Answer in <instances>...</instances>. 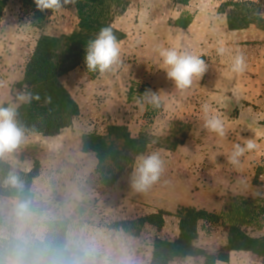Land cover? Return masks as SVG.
Wrapping results in <instances>:
<instances>
[{
	"label": "rangeland",
	"instance_id": "374dc122",
	"mask_svg": "<svg viewBox=\"0 0 264 264\" xmlns=\"http://www.w3.org/2000/svg\"><path fill=\"white\" fill-rule=\"evenodd\" d=\"M138 1L140 0H132V3ZM210 1L202 3V7L207 4L211 12H220L221 4L229 0ZM252 1L261 5L264 16V0ZM200 3L201 1L197 2V8ZM32 7V3H25L24 0H8L0 20V82H4L6 77L9 78L13 97L10 102L4 103L7 105L21 104L17 97L23 91L13 87L39 35L42 33L52 36L70 34L78 25L76 11L68 4L61 10L52 12L48 22L38 28L34 24L36 20ZM159 8L162 12H166L167 9H170L172 13L176 12L173 4L166 0L162 1ZM124 11L121 12L124 13ZM122 13L117 15L115 20L118 16H123ZM163 16L164 14L160 17ZM164 20L165 24L170 25L173 21V19L166 20V17ZM129 24L134 25V19H131ZM161 34L165 40L161 41L159 49L171 47L170 34L166 31H162ZM236 34H239L236 36L239 40L236 44L237 49H233L231 54L230 49H226L225 45L222 46L225 49L222 55L225 63L221 66L215 63L209 67L208 74L213 76H211L213 81L210 85L206 82L210 89L219 87L217 81L220 82L221 87L224 84L233 85L236 73L230 70L229 58L237 54H242L246 63V70L243 72L246 75L242 77L244 79L242 83H246L245 79L249 78L246 71L253 75V80L247 82L248 91L245 95L242 91H236L232 100L225 99L219 103L213 101L212 104H207L210 112L223 121L225 128L223 137L209 132L204 127L205 105L203 98L199 96L180 94L174 98L170 97L169 104L160 101V105L155 106L144 101L141 94L143 89L140 87L132 94L126 90L124 104L121 105L124 110L116 114L113 120L116 124L128 125L133 136H137L140 132H147L154 138L166 139L171 138L174 133L180 136L178 123L182 122L190 126L185 144L176 150L170 151L157 146L149 147L144 155L158 152L164 162V172L160 179L146 191H138L132 186L133 172L123 174L112 187H105L95 173L98 159L94 153H90L84 161V165H88L92 158L93 164H96L94 170L80 173L81 166L78 167L73 161L64 160L65 164L61 163V158L67 154L56 143L49 142L41 134L24 133L18 147L11 154L5 155L6 160L0 158L10 164L11 169L19 175L21 180H25L23 174L28 169L31 170L34 161L37 160L40 163L42 176L35 179V183L33 181L31 185L32 215L25 222L21 223L14 216V205L19 199L0 197V243L1 240L13 239L21 229L30 243L34 240L43 241L48 231V224L64 220L67 223L66 248L73 254L75 264H150L155 238L171 240L178 236L180 208L195 207L219 214L226 213L230 205L235 207L241 205L242 200H246L245 205L250 208H256L260 216L255 218L252 224L242 225L241 228L252 237L263 236L264 30L251 27L247 32ZM124 58L121 57L119 64L123 63ZM118 65L115 69L117 72L121 68ZM80 69L85 72L83 68ZM7 73H10V76H6ZM64 76L61 78L65 81L66 76ZM9 89L5 91L0 88V95L9 93ZM146 89L148 88L145 87ZM248 93L250 95L246 97ZM162 105H165V108ZM157 107L160 110L154 113ZM100 120L95 122L93 120L86 127L83 125L85 129H78L76 126L78 130L76 135L79 136L83 131V134L105 133L107 125L113 124V121ZM73 138H71L72 149L76 144ZM249 139L256 147L246 150L239 158L238 164L230 163L229 156L234 145L243 146ZM242 174L249 178L248 185L244 187L256 190V193L252 191L255 194H251L253 195L251 197L232 191L234 186L236 188L243 186L237 184L238 176ZM159 212L165 214L164 226L159 231L149 224L144 225L138 235H135L138 224L130 227L128 232L123 228L119 230L115 228L118 223L136 222L144 216ZM227 221L225 219V222ZM227 236V226L213 225L203 229L200 224L196 245L207 252H216L226 244ZM34 264L47 263L39 258ZM172 264H202V262L199 259L187 257ZM225 264H262V262L250 252H238L234 253L232 262Z\"/></svg>",
	"mask_w": 264,
	"mask_h": 264
},
{
	"label": "trees",
	"instance_id": "16d2710c",
	"mask_svg": "<svg viewBox=\"0 0 264 264\" xmlns=\"http://www.w3.org/2000/svg\"><path fill=\"white\" fill-rule=\"evenodd\" d=\"M190 0H174L175 3L187 5ZM33 4L35 26L41 28L45 25L52 12L47 10L39 12L33 0H24ZM132 0H75L69 6L74 7L78 18L77 28L70 34L52 36L42 33L39 35L35 49L26 62L24 76L14 85L19 91L39 93L40 99L31 103H21L16 117L24 133H36L45 137L60 135L73 124V120L80 114V108L72 94L61 81L76 68L83 70L90 78H97L100 73L90 72L84 64V48L88 41L95 37L102 27H111L118 42L126 35L114 26L117 15L122 13ZM8 0H0V20L4 15ZM220 13L225 14L230 31H240L252 26L264 30V16L261 5L252 0H229L221 4ZM192 23V15L181 16L174 22L175 26L186 29ZM141 94L145 87L141 88ZM134 90L131 91V93ZM51 97V103L46 102ZM161 103V102H160ZM159 103V105H160ZM3 106L7 107V104ZM157 107L154 110L158 112ZM150 113V112H149ZM180 136L174 133L171 138H154L147 132H140L133 136L126 125L109 124L105 133L88 132L81 138L82 152L94 153L98 159L95 173L99 176L105 187H112L125 173H132L138 156L148 152L150 146L176 150L185 144L190 126L178 123ZM15 173L8 162L0 158V197L27 199L33 205L31 185L40 174V163L35 160L33 168L24 173L25 180L23 192H19L10 185L3 183L9 173ZM261 174V173H260ZM19 176V175H18ZM259 176V171L257 172ZM257 177L255 182L257 183ZM235 207L230 205L228 211L212 213L195 207H182L178 210L179 234L176 238L168 240L156 237L153 243V253L150 264H172L187 257L199 259L202 264L228 263L234 251L250 252L264 264V235L252 237L242 228V225L252 224L259 217L256 208L245 205ZM264 212V209H262ZM164 212L150 214L138 219L136 222H122L115 225L117 230L123 228L126 232L130 227L138 224L135 235L146 225H152L159 231L163 228ZM225 219L228 221L225 222ZM200 224L202 228L213 225L227 226V242L216 252H207L196 245L199 238ZM45 239L31 242L33 252L30 254L31 264L39 258L47 264H75L73 254L66 248L67 223L64 220L53 221L48 224ZM13 239L1 240L0 252L8 248Z\"/></svg>",
	"mask_w": 264,
	"mask_h": 264
},
{
	"label": "crops",
	"instance_id": "0c3cea01",
	"mask_svg": "<svg viewBox=\"0 0 264 264\" xmlns=\"http://www.w3.org/2000/svg\"><path fill=\"white\" fill-rule=\"evenodd\" d=\"M162 1L163 0H140L134 2L122 13L124 14L123 16H118L114 21V26L126 35V37L119 42L121 57H125L122 59L123 63L119 64L121 66L120 71L117 72L115 70L117 67L114 66L112 71L100 74L97 78L92 79L86 72L81 71L80 68H76L65 75L66 77L64 76L65 81L62 79L63 77L61 78V81L72 94L80 108V114L74 118L71 127L65 129L58 136L44 137L49 142L56 143L62 151L65 150V154L67 155H63V158H61L62 164H65V161H73L78 167L81 166L79 170L80 173H88L94 170L96 164H93L92 158L90 164L84 165V161L86 160L85 157L90 153L82 152L81 137L84 131L77 136L76 133L78 130H76V126H78V129H85L93 120L95 122L98 119H101L100 121L112 120L113 124H116L113 119L116 117V114L124 110L121 108V105L124 104V93L126 90H129L130 94H132V90L137 91L138 87H146L154 92L159 91L160 101L162 103L167 102V104L170 102V97L174 98L180 95L172 86L171 82L167 80L166 73L160 70L163 65L158 56V46L161 41L164 42L165 40L161 34L162 31H166L170 34L169 44L172 45L171 47L200 56L205 60L209 70V67L215 65V63L218 66L225 63L224 57L217 53L218 49L225 45V48L230 49L232 54L233 49H237L236 44L239 41L236 37L239 34L236 33L247 32L251 29L250 27L245 30L230 31L228 29L225 14L218 11L211 12L212 10H208L210 6H207V4H204V7H202V3H208L210 0H190L187 5L175 3L174 0H166L175 7L176 12L174 13H172L170 9H167L166 12L160 11L159 6ZM198 1H201V3L197 8ZM162 14H164V16L160 17ZM187 14L192 15V23L188 28L183 29L174 25L177 19ZM164 17H166V20L173 19L171 25L169 23H164ZM131 19H134V25L129 24ZM37 40L34 43L33 50L29 57L35 49ZM227 59L228 58H226V60ZM229 59V64H231L233 55ZM24 69L25 66L23 64L17 82L23 79ZM208 70L202 78L195 80L192 87L184 93L187 96L195 95L203 98L204 105L208 103L212 104L213 101L219 103L225 99L232 100L235 97L236 91H242L245 95V92L248 91L247 82L253 80V75L246 71L249 77L245 79L247 81L246 83H242L244 80L242 77H245L246 74L239 73L235 74L233 85L224 84L223 87H221L220 82L217 81L219 87L210 89V86H208L206 82H209L210 85L213 79L211 78L212 75L208 74ZM7 75L10 76V73H7L6 76ZM4 79V82H0L1 90L5 89V91H7V88L10 89L9 93L6 92L0 95V104L8 103L13 98L12 87L8 82L9 78L6 77ZM214 81H216V79ZM215 85L217 84L215 83ZM249 95L248 93L246 97ZM246 99L249 100L248 98ZM262 100L264 101V93ZM164 106L165 105H162L163 108H165ZM83 125H85V127H83ZM72 137H74L73 139L76 143L73 149L71 142ZM56 156L59 155L56 154ZM2 159L6 160V156L2 157ZM29 171L30 169L27 170V172ZM40 174L38 177L42 176ZM35 179L33 180L34 183ZM247 180H249V178L244 174L239 175L237 184L243 186L238 188L234 186L232 187V191L239 195L248 197L253 196L251 194H255L256 190L244 187L247 184ZM238 252L243 251H234L231 253V262L233 261L234 253Z\"/></svg>",
	"mask_w": 264,
	"mask_h": 264
},
{
	"label": "clouds",
	"instance_id": "9594fccd",
	"mask_svg": "<svg viewBox=\"0 0 264 264\" xmlns=\"http://www.w3.org/2000/svg\"><path fill=\"white\" fill-rule=\"evenodd\" d=\"M36 9L43 13L47 10L51 12L59 11L65 5L75 3V0H33ZM84 64L90 72L105 74L113 70L114 66L121 62V47L114 35L111 27H102L94 38L90 39L84 48ZM224 48L218 49V53L223 55ZM158 55L162 62V69L166 73V78L171 82L175 90L184 94L189 90L194 81L202 78L207 72V64L200 56L188 51H180L173 47H162L158 50ZM246 63L242 54L233 57L230 70L232 73H243ZM143 99L146 103L159 106V91L151 89L144 91ZM39 93L29 91L18 95L19 103H31L39 100ZM46 102L51 103V97L46 98ZM19 104H9L7 107L0 105V157L11 154L20 144L24 131L17 122V108ZM204 127L220 137L225 135V128L222 119L210 112L207 105L203 108ZM256 147L252 140H247L243 146L236 144L229 156V162L233 165L239 163V158L246 150ZM164 172V162L158 152H151L147 155L137 157L136 166L132 175V186L138 191H146L155 184ZM3 183L10 185L19 192H23L24 183L15 173H9ZM14 216L21 223L28 220L32 215L30 201L20 199L14 205ZM29 238L21 229L18 231L8 248L0 252V264H31L30 254L33 252Z\"/></svg>",
	"mask_w": 264,
	"mask_h": 264
}]
</instances>
